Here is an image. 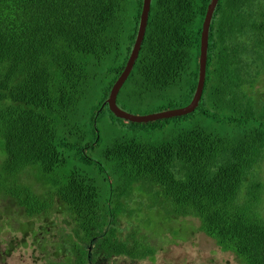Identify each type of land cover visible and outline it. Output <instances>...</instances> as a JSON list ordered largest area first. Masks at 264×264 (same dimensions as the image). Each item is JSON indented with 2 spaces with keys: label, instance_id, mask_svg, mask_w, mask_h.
Masks as SVG:
<instances>
[{
  "label": "trees",
  "instance_id": "trees-1",
  "mask_svg": "<svg viewBox=\"0 0 264 264\" xmlns=\"http://www.w3.org/2000/svg\"><path fill=\"white\" fill-rule=\"evenodd\" d=\"M210 2L150 0L121 109L190 103ZM141 5L0 0V218L45 264L153 263L189 218L221 252L264 264V0H217L197 107L136 123L103 103ZM105 115L119 132L101 143Z\"/></svg>",
  "mask_w": 264,
  "mask_h": 264
},
{
  "label": "rangeland",
  "instance_id": "rangeland-1",
  "mask_svg": "<svg viewBox=\"0 0 264 264\" xmlns=\"http://www.w3.org/2000/svg\"><path fill=\"white\" fill-rule=\"evenodd\" d=\"M118 106L122 108V104H118ZM156 110V107L153 108L148 104L137 105L133 110L129 109L130 113L134 115H145ZM98 124L101 128V143L109 142L119 132L118 126L112 124L108 115L99 120ZM262 170L264 176V163ZM262 179L264 178L262 177ZM147 213V211H143L141 215ZM182 223L188 227L186 238L183 240L175 239L174 242L166 243V246L163 245V249L155 253L153 263L148 260L134 261L118 256L99 260L95 264H241L233 254L221 252L212 240L197 229L199 225L197 219L191 220L189 218ZM180 225L178 224V226ZM191 229L192 233H190ZM21 240V236L13 232L6 226L4 219L0 218V264H45L44 261L36 259L39 255L37 251L33 250L34 247L30 245L31 243L28 240L22 243ZM9 243L13 245V251L10 255H5Z\"/></svg>",
  "mask_w": 264,
  "mask_h": 264
},
{
  "label": "water",
  "instance_id": "water-1",
  "mask_svg": "<svg viewBox=\"0 0 264 264\" xmlns=\"http://www.w3.org/2000/svg\"><path fill=\"white\" fill-rule=\"evenodd\" d=\"M217 0H211L210 4L207 6V11L205 14L204 21L202 23V31L200 36V54L198 61V80L195 92L190 103L187 106L180 108L168 109L160 112L149 113L145 115H134L130 112H127L121 109L116 103L117 93L122 86L123 82L126 80L129 75L134 61L137 57L141 41L144 36L146 22L148 18V12L150 7V0H142L140 19L138 24V30L136 33L135 41L130 53V56L127 60V63L121 72L118 79L113 84L109 95L103 104H107L108 109L111 113H113L116 117L122 118L124 120L136 123H146L151 121H156L164 118H171L177 116H183L189 114L195 110L198 105V101L200 99L203 85L205 81V72H206V53H207V45H208V29L211 20V16L216 5Z\"/></svg>",
  "mask_w": 264,
  "mask_h": 264
},
{
  "label": "flooded vegetation",
  "instance_id": "flooded-vegetation-1",
  "mask_svg": "<svg viewBox=\"0 0 264 264\" xmlns=\"http://www.w3.org/2000/svg\"><path fill=\"white\" fill-rule=\"evenodd\" d=\"M113 257H118V256H113ZM113 257H111V258H113ZM119 257H124V256H119ZM111 258H109V259H111Z\"/></svg>",
  "mask_w": 264,
  "mask_h": 264
}]
</instances>
